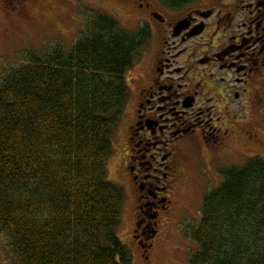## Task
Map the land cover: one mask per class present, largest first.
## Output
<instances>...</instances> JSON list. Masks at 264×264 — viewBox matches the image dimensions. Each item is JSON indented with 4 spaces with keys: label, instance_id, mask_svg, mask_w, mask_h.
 <instances>
[{
    "label": "trees",
    "instance_id": "trees-1",
    "mask_svg": "<svg viewBox=\"0 0 264 264\" xmlns=\"http://www.w3.org/2000/svg\"><path fill=\"white\" fill-rule=\"evenodd\" d=\"M71 48L28 52L0 74V238L6 264H133L108 180L142 31L90 10ZM188 264H264V159L221 171Z\"/></svg>",
    "mask_w": 264,
    "mask_h": 264
},
{
    "label": "flooded vegetation",
    "instance_id": "flooded-vegetation-1",
    "mask_svg": "<svg viewBox=\"0 0 264 264\" xmlns=\"http://www.w3.org/2000/svg\"><path fill=\"white\" fill-rule=\"evenodd\" d=\"M96 1L142 31L119 167L131 236L148 259L189 170L221 172L238 138L258 137L253 122L264 126V0Z\"/></svg>",
    "mask_w": 264,
    "mask_h": 264
},
{
    "label": "rangeland",
    "instance_id": "rangeland-1",
    "mask_svg": "<svg viewBox=\"0 0 264 264\" xmlns=\"http://www.w3.org/2000/svg\"><path fill=\"white\" fill-rule=\"evenodd\" d=\"M90 10L116 18L126 30H135L132 22L124 21L119 13L102 8L96 0H0V74L5 69L21 64L28 52L51 48L57 42L66 49L71 48L86 18L90 17ZM129 75L134 77L135 70ZM124 121L123 118L113 137L114 154L107 167L108 180L121 187L124 186L125 175L119 167L124 155L119 133L124 130ZM253 127L258 137L254 133L256 137L250 141L241 135L234 145L229 166H244L255 156L264 159V126L261 128L253 122ZM196 173L199 174V182ZM207 174L195 172L194 168L189 170L190 179L184 188V197L170 217L164 216L160 235L148 252V259H144L143 250L131 236L134 209L127 191L122 206L119 236L130 249L133 264H188V256L195 249L188 235L191 227L196 226L200 220L202 200L210 190L219 187L223 180L220 172ZM209 180L210 185L201 184ZM2 244L0 238V264H6Z\"/></svg>",
    "mask_w": 264,
    "mask_h": 264
}]
</instances>
